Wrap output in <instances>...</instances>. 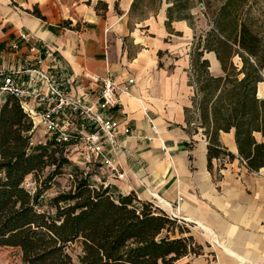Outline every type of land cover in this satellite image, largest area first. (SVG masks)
Wrapping results in <instances>:
<instances>
[{"label":"crops","instance_id":"1","mask_svg":"<svg viewBox=\"0 0 264 264\" xmlns=\"http://www.w3.org/2000/svg\"><path fill=\"white\" fill-rule=\"evenodd\" d=\"M45 1L0 0V49L20 41L21 54L28 55L20 32L48 43L70 66L74 92L82 95L100 92L85 75L111 74L120 86L135 80L130 93L121 94L123 106L110 111L121 130L129 124L136 133L124 139L119 154L126 177L115 179L92 166L88 172L94 181L143 202L164 200L171 205L167 215L179 206L178 218L203 252L175 264H264V168L247 169L232 131L222 132L220 142L236 159H214L209 170L208 140L197 127L189 85L197 29L190 0H91L72 11ZM99 2L107 10L97 9ZM35 8L45 21L32 14ZM204 59L213 75V70L222 72L214 53Z\"/></svg>","mask_w":264,"mask_h":264},{"label":"trees","instance_id":"2","mask_svg":"<svg viewBox=\"0 0 264 264\" xmlns=\"http://www.w3.org/2000/svg\"><path fill=\"white\" fill-rule=\"evenodd\" d=\"M202 1L212 29L204 38L195 36L189 85L197 127L208 140L209 170L214 159H236L220 142L222 132L234 131L241 162L259 171L264 168V141L257 138H264V94L259 95L264 20L255 16L258 0H221L216 9L214 0ZM32 14L46 20L38 8ZM206 53L216 55L222 75L211 73ZM33 135L32 121L9 98L0 109V247L20 249L26 264H175L202 254L189 229L153 203L96 183L91 172L72 166L65 145L33 143ZM49 167L54 170L45 185L68 167H74L73 181L69 191L44 205L46 188L40 184L31 194L24 183ZM76 243L81 247L77 262L70 252Z\"/></svg>","mask_w":264,"mask_h":264},{"label":"built area","instance_id":"3","mask_svg":"<svg viewBox=\"0 0 264 264\" xmlns=\"http://www.w3.org/2000/svg\"><path fill=\"white\" fill-rule=\"evenodd\" d=\"M19 37L27 44L28 55L21 54L20 41H10L0 49V109L9 98L15 99L32 121L33 133L42 131L43 140L39 142L65 145L68 158L76 156V163L85 169L100 166L109 177L124 179L119 154L124 139L136 133L129 124L121 130L110 111L123 106L121 94L130 93L135 80L120 86L111 74L103 78L85 75L100 85V92L97 96L75 93L76 80L59 52L30 34L20 32ZM146 117L152 123L147 113ZM152 128L156 132L154 125ZM27 185L26 179L24 186ZM153 205L165 213L171 208L157 197ZM178 209L179 206L168 216L187 225L178 218Z\"/></svg>","mask_w":264,"mask_h":264},{"label":"rangeland","instance_id":"4","mask_svg":"<svg viewBox=\"0 0 264 264\" xmlns=\"http://www.w3.org/2000/svg\"><path fill=\"white\" fill-rule=\"evenodd\" d=\"M45 2H47V5H53L55 3L60 9L62 10L69 9L70 11L76 8L77 4L79 3H85L88 5L91 4V0H46ZM221 2H222L221 0H214L213 8L215 9L218 8ZM155 4H156L155 1H153L151 4L152 9L155 6ZM189 5L192 8H195V12H196L195 23H196L197 29H196L195 34L197 37L204 38L206 37V34L212 29V22L210 18H207L204 15L206 13L205 2L202 0H190ZM256 8H257V12L255 13V16H257L261 20H264V0H258ZM98 9L104 12L105 7L104 5H99ZM78 25L79 24H77V26ZM197 40L199 39L197 38ZM194 43H196L195 38L192 41V44ZM189 47L191 48L190 51H192L193 45ZM165 55L166 54H162L161 59L166 57ZM176 56L178 57L179 55H176ZM210 57L211 56H208V58ZM235 62L239 63V59H235ZM213 73L215 75H222V72H220L219 70H213ZM259 94L263 96L264 85L260 86ZM33 140L35 142H39L43 140L42 131L36 130L33 135ZM70 163L72 164V166L77 167L78 170H86L88 172V170L85 169L84 166L77 164L76 160L74 161V159H72L70 160ZM74 167L65 168L64 169L65 173L62 176L55 178L53 181L47 183V185L44 184L45 178L48 176L51 170H54V168L49 167L44 171V173L39 174L38 176L30 175L29 177H27L29 185H27L25 188L31 194H35L37 189H39V185L41 184L42 188H46V190L43 192L41 203H43L44 205H47L48 201L51 198L57 196L59 193L67 192L71 189L72 181H73V177L71 176V170H74ZM179 225L187 227L186 225H183V224H179ZM70 252L72 253L75 261L77 262V256L81 253L80 244L76 243L72 245L70 248ZM0 264H26V263L23 260V255L20 249L5 246V247H0Z\"/></svg>","mask_w":264,"mask_h":264},{"label":"water","instance_id":"5","mask_svg":"<svg viewBox=\"0 0 264 264\" xmlns=\"http://www.w3.org/2000/svg\"><path fill=\"white\" fill-rule=\"evenodd\" d=\"M261 97H262V95L261 94H259Z\"/></svg>","mask_w":264,"mask_h":264}]
</instances>
